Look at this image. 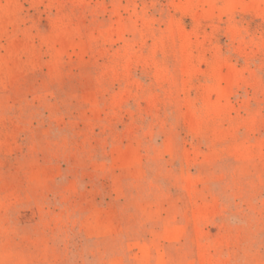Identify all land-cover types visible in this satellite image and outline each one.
Instances as JSON below:
<instances>
[{
    "label": "rangeland",
    "instance_id": "rangeland-1",
    "mask_svg": "<svg viewBox=\"0 0 264 264\" xmlns=\"http://www.w3.org/2000/svg\"><path fill=\"white\" fill-rule=\"evenodd\" d=\"M0 264H264V0H0Z\"/></svg>",
    "mask_w": 264,
    "mask_h": 264
}]
</instances>
